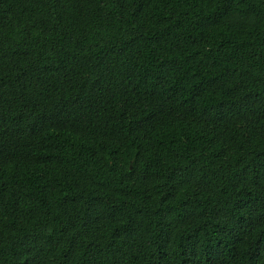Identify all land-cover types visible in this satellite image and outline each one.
Listing matches in <instances>:
<instances>
[{"label": "trees", "instance_id": "obj_1", "mask_svg": "<svg viewBox=\"0 0 264 264\" xmlns=\"http://www.w3.org/2000/svg\"><path fill=\"white\" fill-rule=\"evenodd\" d=\"M0 264H264V0H0Z\"/></svg>", "mask_w": 264, "mask_h": 264}]
</instances>
